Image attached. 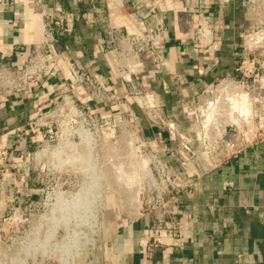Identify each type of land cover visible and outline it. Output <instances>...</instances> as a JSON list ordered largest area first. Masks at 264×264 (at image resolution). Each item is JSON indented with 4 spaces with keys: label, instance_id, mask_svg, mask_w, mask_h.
I'll return each instance as SVG.
<instances>
[{
    "label": "crops",
    "instance_id": "0c3cea01",
    "mask_svg": "<svg viewBox=\"0 0 264 264\" xmlns=\"http://www.w3.org/2000/svg\"><path fill=\"white\" fill-rule=\"evenodd\" d=\"M57 7L71 21L56 33L53 64L63 54L103 75L131 127L180 178L174 205L183 223V246L169 242L145 258L149 218L134 209L111 234L107 264H264V105L249 116L245 109L244 126L230 129L217 120L218 135L197 112L214 99L220 81L238 76L236 67L250 50L246 33L254 27L253 17L241 0H0V57L24 64L40 42L41 11ZM199 17L217 28L216 46L208 53L190 39ZM137 30L154 43L155 59L136 55L127 33ZM63 82L61 76L42 78L25 96L0 95V148H34L43 133L28 124ZM144 93L157 103L152 113L134 99ZM74 95L90 106L83 90ZM12 199L0 195V207Z\"/></svg>",
    "mask_w": 264,
    "mask_h": 264
},
{
    "label": "rangeland",
    "instance_id": "374dc122",
    "mask_svg": "<svg viewBox=\"0 0 264 264\" xmlns=\"http://www.w3.org/2000/svg\"><path fill=\"white\" fill-rule=\"evenodd\" d=\"M247 8L254 24L246 33L252 40L248 52L257 62L256 71L227 81L225 91L220 88L214 99H208L197 111L200 117L206 116L214 135L219 134L217 120L237 126L243 123L245 109L253 115L264 105V86L259 80L264 78V0H252ZM7 90L1 89L0 95L7 96ZM90 101L85 113L77 117L61 104L56 107L55 134L37 149H28L32 159L26 163L33 169L32 177L38 173L44 184L39 187L30 182L29 193L23 197L31 202L23 209L28 222L22 232L4 236L8 241L0 252L7 256L0 264H107L110 237L125 221L123 214L138 209L146 215L140 209V201L146 198L143 188H147L140 163L146 165L148 160L134 152V136L140 135L131 127L113 90L101 102ZM228 113H234L233 117ZM18 175L14 176L17 181ZM24 190L9 188L5 196L21 198Z\"/></svg>",
    "mask_w": 264,
    "mask_h": 264
},
{
    "label": "built area",
    "instance_id": "2783aa9c",
    "mask_svg": "<svg viewBox=\"0 0 264 264\" xmlns=\"http://www.w3.org/2000/svg\"><path fill=\"white\" fill-rule=\"evenodd\" d=\"M251 2L252 0H241L242 7L248 9ZM70 21L71 16L61 8L57 7L51 11L42 10L40 42L30 48L25 63L18 65L0 57V90L8 89L10 96L17 98L25 96L31 84L38 79L56 78L60 75L64 80L60 88L53 91V96L47 105L28 124L32 129L43 133V138L35 143V149L40 146L39 144L48 142V139H51L55 134L57 123L54 121L53 114L56 107L61 104L74 117L82 116L88 109L86 104L75 97L76 90H83L90 99L97 102L106 98V94L111 90L103 75L89 72L84 67H78L63 54L59 55L62 58L61 62L53 64L52 58L55 56L57 42L56 33L67 26ZM141 31L127 33L136 55L144 59H155L154 43L150 42L144 30ZM190 39L195 44L202 46L205 53L211 52L216 46H213V43L218 39L217 28H211L204 18L199 17L192 25ZM250 41L252 43V40ZM247 53L240 59L236 67L239 77L254 74L256 71L257 62L250 57V52ZM263 79H259L262 86H264ZM226 83L227 81H220L215 89V94L218 87L225 88L229 85ZM134 99L141 108L148 112L152 113L157 107L156 101L150 94H134ZM51 106L55 107L50 109ZM228 127L233 129L234 125L228 124ZM232 132L236 133L234 130ZM242 136L243 141L247 140L245 133ZM238 138L240 139V137ZM134 139L137 144L134 147V152L136 151L143 160H148L146 165L140 163L141 174L147 182L146 190L143 188L146 198L140 201V209L149 218L143 255L145 258L151 259L156 251L165 249L169 242H173L178 248L183 246V223L174 205L181 184L180 178L173 173L168 164L160 160L158 154L149 148L145 140L140 136H134ZM28 159H32V154L25 144L18 148L0 149V195H5L9 188L15 189L16 192L22 191L28 187L30 182L39 187L43 186L42 176L36 173L32 177L33 169L31 170L26 163ZM23 172H27L29 177L26 180L17 181L14 176ZM29 201V198L16 197L8 205L0 207L2 212L0 216V248L8 241V237H4L5 235L22 232L23 225L28 222V217L23 209L31 205ZM262 222L264 224V208ZM6 256V253L0 252V262Z\"/></svg>",
    "mask_w": 264,
    "mask_h": 264
},
{
    "label": "bare ground",
    "instance_id": "6f19581e",
    "mask_svg": "<svg viewBox=\"0 0 264 264\" xmlns=\"http://www.w3.org/2000/svg\"><path fill=\"white\" fill-rule=\"evenodd\" d=\"M260 36H261V35H260ZM258 38H259V37H258ZM255 39H256V38H255ZM259 40H261V38H259ZM262 42H263V41H262ZM257 43H258V41H257ZM257 43H256V44H257ZM232 88H233V87H232ZM221 89H222V88H221ZM231 92H233V91H231ZM236 93H237V92H236ZM236 93H235V94H236ZM235 94H234V96H235ZM240 94H241V93H240ZM229 95H230V94H228L227 97H229ZM231 95H232V94H231ZM238 95H239V93L237 94V96H238ZM239 96H240V95H239ZM242 96H244V95H242ZM232 97H233V95H232ZM234 98H235V97H233V99H234ZM237 98H238V101H239V98H240V97H237ZM243 98H244V97H243ZM247 98H248V97H247ZM230 99H231V98H230ZM244 99H246V98H244ZM217 100H218V99H217ZM222 100H223V99H222ZM226 100H227V99H226ZM234 100L236 101L237 99H234ZM240 100H241V99H240ZM247 100H248V99H247ZM210 101H211V100H210ZM229 101H230V100H229ZM235 101H234V102H235ZM241 101H243V100H241ZM234 102H233V103H234ZM208 103H209V102H208ZM239 103L241 104V102H239ZM239 103H238V104H239ZM221 104H222V103H221ZM223 104H224V103H223ZM236 104H237V103H236ZM242 104H243V103H242ZM242 104H241V105H242ZM206 105H207V103H206ZM228 105H230V103H229ZM233 105H234V104H233ZM241 105H239V108H240ZM230 106H231V105H230ZM235 106H236V105H235ZM235 106L232 107V108H235V109H236ZM218 107H220V106H218ZM221 107H222V106H221ZM223 107H224V106H223ZM225 107H226V106H225ZM243 107H244V106H243ZM206 108H207V107H206ZM208 108H209V107H208ZM208 108H207V110H208ZM228 108H229V106H228ZM251 108H252V107H251ZM221 109H222V108H221ZM226 110H228V109H226ZM232 110H233V109H232ZM241 110H242V109H241ZM249 110H250V109H249ZM218 111H219V110H218ZM235 111H236V110H235ZM243 111H244V110H243ZM250 111H251V110H250ZM216 112H217V111H216ZM221 112H223V111H221ZM228 112H229V111H228ZM230 112H231V108H230ZM203 113H204V112H203ZM224 113H225V112H224ZM235 113H236V112H235ZM238 113H239V111H238ZM243 113H244V112H243ZM251 113H252V112H251ZM251 113H250V114H251ZM226 114H227V112H226ZM228 114H229V113H228ZM230 114H231V113H230ZM230 114H229V115H230ZM233 114H234V113H232L231 116H232ZM244 114H245V113H244ZM250 114H249V115H250ZM236 115H237V114H236ZM239 115L241 116V114H239ZM249 115H247V116H249ZM214 116H216V115H214ZM231 116H230V118L233 117V116H232V117H231ZM247 116H245L246 119H247ZM216 117H217V116H216ZM221 117H222V116H221ZM217 118H218V117H217ZM234 118H235V117H234ZM227 119H228V116H227ZM232 119H233V118H232ZM241 119H244V118H241ZM212 120H213V119H212ZM233 121H236V120H233ZM233 121H231V122H233ZM238 122H239V121H238ZM211 123H212V122H211ZM221 124H223V123L221 122ZM236 124H237V123H236ZM240 125H241V124H240ZM221 126H222V125H221ZM146 164H147V163H146Z\"/></svg>",
    "mask_w": 264,
    "mask_h": 264
}]
</instances>
